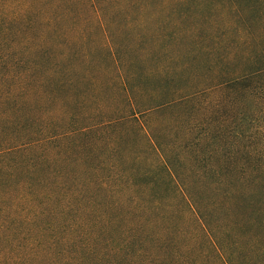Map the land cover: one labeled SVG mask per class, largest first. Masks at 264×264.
Masks as SVG:
<instances>
[{
  "label": "trees",
  "instance_id": "16d2710c",
  "mask_svg": "<svg viewBox=\"0 0 264 264\" xmlns=\"http://www.w3.org/2000/svg\"><path fill=\"white\" fill-rule=\"evenodd\" d=\"M87 1L0 0V264H264V9L184 42Z\"/></svg>",
  "mask_w": 264,
  "mask_h": 264
},
{
  "label": "rangeland",
  "instance_id": "374dc122",
  "mask_svg": "<svg viewBox=\"0 0 264 264\" xmlns=\"http://www.w3.org/2000/svg\"><path fill=\"white\" fill-rule=\"evenodd\" d=\"M82 1L85 5H87L88 1L86 0H72L69 2V0H64L66 9H67V15L69 17H81L86 18L87 12L85 10H77V6L79 5L78 2ZM198 0H140V3L135 4L134 2H130V0H95L96 4H99V7L101 6L103 15L109 21V27L114 28L116 26L122 25L124 21H127L128 19H135L139 18L141 21H144V25L139 30H134L133 32H139V34H144L149 37L150 35L154 34L153 26H155L156 22L159 23H168L167 21H170L173 25V27H162L158 33L160 35H166L168 39L172 36H177L178 38H183L184 42L187 41V38L189 35H209V34H216L222 32L219 29H215L214 27H220L221 24V16L220 14H226V20L229 19L230 15L228 13V10L224 6L225 0H205L207 7H205V10L202 15L195 12V6ZM212 1V2H210ZM240 3L242 10L247 15L248 19L255 20L258 12L261 11V9H264V1L259 2L253 9H248L247 6L251 5V0H236ZM247 11V12H246ZM140 21V22H141ZM147 22L146 26L145 23ZM215 22L214 26L210 28V23ZM116 38H119L120 40H127L128 37H130L128 31L115 29ZM156 32V31H155ZM128 36V37H127ZM175 44H173L171 47H174ZM177 47V46H176ZM136 53V52H134ZM133 53V54H134ZM132 54V55H133ZM93 63L96 65V67L93 66ZM102 63L99 65L97 62ZM107 61L104 57V54L101 52H94L92 54V59L90 63L88 64L87 61V67L93 66L94 69L97 71V67L100 68V75L102 77H108L107 71L105 68ZM200 64L204 63L203 59L199 60ZM136 66H139L138 63H135ZM85 68V69H86ZM89 69V68H88ZM82 71H85L84 68H81ZM141 70V69H140ZM135 83H138L137 80H135ZM181 84V83H180ZM154 84L152 83L151 86ZM138 96V95H137ZM244 101V100H243ZM242 101V104H243ZM100 103L105 107L104 109L108 111V113H114V112H121V111H127L128 106L125 102V98L123 94H121L119 91L116 93L107 91L102 97H100ZM247 108V111H249V116L252 114L253 116L256 115H264L263 110H260V104L258 102H247L244 105ZM264 117L259 120L260 123H254L251 128L252 131L256 128H260L258 133H261L264 135ZM258 124L256 127L254 125ZM250 138H247V144L252 147H257V145H262L264 148V140L258 139L257 137H252L249 135ZM241 160V157L238 159ZM248 161L255 162L257 161L256 157H253L250 155L247 157ZM264 160V158H263ZM233 176L235 175L232 174Z\"/></svg>",
  "mask_w": 264,
  "mask_h": 264
}]
</instances>
